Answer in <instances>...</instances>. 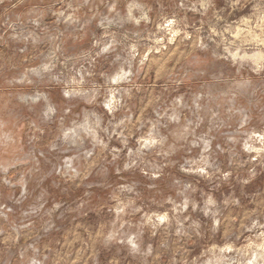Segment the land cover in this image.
Segmentation results:
<instances>
[{
	"label": "rangeland",
	"instance_id": "obj_1",
	"mask_svg": "<svg viewBox=\"0 0 264 264\" xmlns=\"http://www.w3.org/2000/svg\"><path fill=\"white\" fill-rule=\"evenodd\" d=\"M0 264H264V0H0Z\"/></svg>",
	"mask_w": 264,
	"mask_h": 264
}]
</instances>
